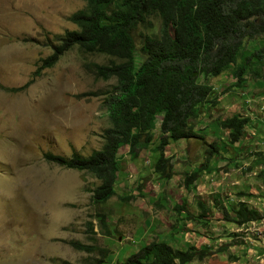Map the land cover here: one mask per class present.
<instances>
[{"label": "rangeland", "instance_id": "1", "mask_svg": "<svg viewBox=\"0 0 264 264\" xmlns=\"http://www.w3.org/2000/svg\"><path fill=\"white\" fill-rule=\"evenodd\" d=\"M85 4V0H0V264H119L151 241L181 250L194 247L191 233L198 237L212 233L208 242L201 241V249L194 248L232 262L229 248L242 240L235 231L239 225L233 222L234 213L229 212L239 204V193L259 214L257 221L241 226L243 234L260 242L262 249L264 30L243 41L240 87L235 85V67L217 77L198 78L212 87L210 99L217 103L200 107L199 117L192 121L195 139L169 141L164 149L173 177L162 180L153 172L158 117L153 143L136 160L130 159L127 147L119 149L115 195L96 205L92 195L100 182L93 175L48 163L44 154L70 158L101 148L102 133L109 126L106 103L116 81L103 79L95 66L107 65L110 59L73 48L53 67L39 69L53 53L56 37L76 30L68 19ZM160 26L158 17H149L132 30L138 63L144 60L140 51L144 38L157 34ZM257 51H262L260 57L252 56ZM232 115L249 119L234 144L229 143V131L218 125ZM211 144L218 153L211 156L214 165L203 174L201 165ZM219 161L225 164L217 166ZM222 170L242 179L231 195L222 184L220 189L226 192L209 196L218 209L215 205L208 209L197 186L214 187ZM193 171H200L202 181L198 177L187 190L184 176ZM223 200H232L229 208ZM198 203L208 209L203 218ZM74 244L89 249H76ZM261 254L256 257L264 260ZM242 263L250 264L251 259L243 258Z\"/></svg>", "mask_w": 264, "mask_h": 264}, {"label": "trees", "instance_id": "2", "mask_svg": "<svg viewBox=\"0 0 264 264\" xmlns=\"http://www.w3.org/2000/svg\"><path fill=\"white\" fill-rule=\"evenodd\" d=\"M84 8L73 13L69 21L76 30L56 37L53 53L39 69L53 67L66 52L77 48L86 54H100L110 59L95 66L103 79H114L116 86L106 103L109 126L102 133V146L88 156L77 153L70 158L44 154L48 163L65 169L86 172L100 183L93 190L92 201L105 204L115 195L119 172V149L127 147L131 160L154 140L158 117L159 136L154 147L158 156L153 172L162 180L174 173L164 149L169 141H188L196 135L192 121L199 117L213 89L198 81L199 77H217L235 67V85L241 86L244 66L238 64L243 41L264 30V0H85ZM149 17H158L157 34L146 36L140 48L144 60L138 63L132 30L144 25ZM262 52V51H261ZM259 51L252 56H259ZM27 86V85H26ZM12 92V90H7ZM248 118L232 115L218 121L229 131V143L239 141ZM209 145L201 170L217 151ZM200 171L185 174L188 190ZM199 218L208 209L198 203ZM177 211L182 207H174ZM215 208L218 209L215 201ZM235 210V211H234ZM234 223L239 226L257 221L259 214L240 202L234 209ZM225 216V210L221 211ZM76 249L88 250L74 244ZM209 252L194 247L173 248L164 241H151L119 264H203ZM233 260V258H232Z\"/></svg>", "mask_w": 264, "mask_h": 264}, {"label": "crops", "instance_id": "3", "mask_svg": "<svg viewBox=\"0 0 264 264\" xmlns=\"http://www.w3.org/2000/svg\"><path fill=\"white\" fill-rule=\"evenodd\" d=\"M213 157V156H212ZM212 157L209 158L208 164H207V168L208 166L214 165L213 163V159ZM203 164V163H202ZM219 164H225V161H222L218 163L217 166H220ZM206 168V169H207ZM209 173L211 172L210 169L208 170ZM203 174L206 173V170H203ZM213 174H215V171L212 172ZM219 177L217 176V181L214 184V187L212 188H203L202 186H197V190L198 193L204 198V205L206 208L210 207V205H212V209L214 208L215 202L214 199L209 198V196L213 195V194H221L224 192H226L227 190L225 189H220V187L222 186V184H226L225 186H227V189L229 190L228 195H231V192H233L232 190L236 188V186L239 185L240 181L242 178L236 176L235 174L233 175L232 173L230 174V172L224 173L223 170L218 172ZM200 175V174H199ZM200 178L203 177V175L199 176ZM198 178V179H200ZM215 181V179H213ZM202 181V178L201 180ZM197 182V181H195ZM194 182V183H195ZM202 185V184H201ZM251 194L256 193V191H254L253 189H249L248 191ZM233 197V196H231ZM239 200L238 203L243 202L248 206V203H250L249 199H246V197L242 194L239 193ZM216 198V196H215ZM248 200V201H247ZM224 201V200H223ZM232 200L229 201H224L223 205L225 206V208H229L231 205ZM179 204V202H177ZM217 205V203H216ZM211 208V207H210ZM209 209V208H208ZM233 212H229V214ZM222 217H224L222 215ZM232 218H234V216H231ZM170 231V230H169ZM236 232H239L240 235L238 238H240V240H242V242H240L237 245H232L229 249L231 254L233 255V261L230 262L228 259V261L226 259H222L220 257H215V255L212 256H208V258L205 261V264H243V258H247V259H251V263L250 264H264V260L263 259H258L256 256H258V254L263 250L261 249L260 246V242H257L255 240H253L252 236H250L249 234H243V232H245L246 230H243L241 228V226H238V228L235 230ZM207 234L208 237H198L196 233H191L189 235H192V238H190V243H193L194 247L197 249H201L200 246L203 245L201 243V241L205 238L206 240L208 238H211V235ZM195 236V237H194ZM208 242V240H207ZM209 244V243H208ZM262 254L260 256H262ZM249 264V263H248Z\"/></svg>", "mask_w": 264, "mask_h": 264}, {"label": "built area", "instance_id": "4", "mask_svg": "<svg viewBox=\"0 0 264 264\" xmlns=\"http://www.w3.org/2000/svg\"><path fill=\"white\" fill-rule=\"evenodd\" d=\"M262 250H263V253H264V245H263V247H262Z\"/></svg>", "mask_w": 264, "mask_h": 264}]
</instances>
